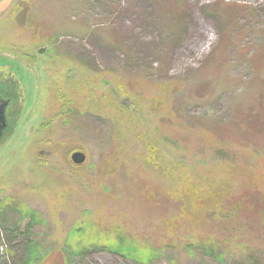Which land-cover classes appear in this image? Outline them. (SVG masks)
Returning a JSON list of instances; mask_svg holds the SVG:
<instances>
[{
  "label": "rangeland",
  "instance_id": "rangeland-1",
  "mask_svg": "<svg viewBox=\"0 0 264 264\" xmlns=\"http://www.w3.org/2000/svg\"><path fill=\"white\" fill-rule=\"evenodd\" d=\"M0 74V199L37 213L40 264H135L61 250L87 220L158 246L149 264H264V222L220 231L201 212L211 193L264 186V129L249 146L207 129L259 107L264 0H0ZM212 232L221 260L183 245Z\"/></svg>",
  "mask_w": 264,
  "mask_h": 264
},
{
  "label": "trees",
  "instance_id": "trees-1",
  "mask_svg": "<svg viewBox=\"0 0 264 264\" xmlns=\"http://www.w3.org/2000/svg\"><path fill=\"white\" fill-rule=\"evenodd\" d=\"M0 76H5V79L10 77L8 74H0ZM2 93L11 98L9 88L0 87V94ZM258 96L256 104L259 107L248 106L245 108L248 104L241 106L239 115L232 127L225 125L221 128L213 126L207 129L212 130L213 133L215 131L225 132V142L228 145L238 141L245 146H249L250 140L255 139L264 129V84ZM20 98V95L15 98L17 103H19ZM10 105L12 106V103ZM19 105L16 104V107ZM219 151H221V148L217 149V152ZM253 183L255 185L246 184L236 192L231 190L225 192L220 198L217 197L216 193H211L210 200L212 198L217 200L201 209V212L204 209L206 211L204 218H207L210 211H215L217 213L216 223L220 231L229 230L232 221H235L236 218L241 220V216H246L247 219L249 217L257 219L255 222L257 225L259 224L258 221L264 222V214H261L264 201L262 203L260 201V198L264 195V186L260 183ZM207 196V193H203L196 196V200L205 205L210 201L206 202ZM165 197L167 199V196ZM15 212L18 213V218L13 219ZM181 213L185 215V210L181 209ZM26 217L28 220L21 227V221ZM37 222L38 216L35 211L29 210L23 205L20 206V204L12 202L8 198L0 199V248L3 249L2 252L0 250V264H40L44 260L47 251L40 246V242L32 235L31 230ZM109 231L111 229L105 231L104 229H96L94 231L91 220L84 223L80 221L68 230L61 250L73 255H81L93 250H107L112 254L130 259L135 264H149L159 254L158 246L149 244L147 239L141 240V237L137 234L123 232L124 230L122 231L117 227L112 232ZM204 236L188 239L183 245L187 248H200L205 253L213 254L217 260L223 259L226 256L227 248H224L221 240H218L219 238L215 239L217 236L213 232L204 234Z\"/></svg>",
  "mask_w": 264,
  "mask_h": 264
},
{
  "label": "water",
  "instance_id": "water-1",
  "mask_svg": "<svg viewBox=\"0 0 264 264\" xmlns=\"http://www.w3.org/2000/svg\"><path fill=\"white\" fill-rule=\"evenodd\" d=\"M8 105L9 99L0 95V138L3 136L8 126ZM71 158L74 162H82L85 159V153L82 150H74L71 153Z\"/></svg>",
  "mask_w": 264,
  "mask_h": 264
}]
</instances>
